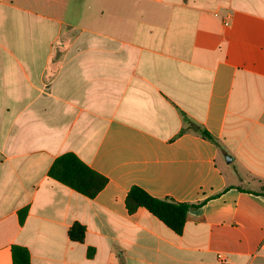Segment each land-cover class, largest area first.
Instances as JSON below:
<instances>
[{"label":"crops","instance_id":"crops-1","mask_svg":"<svg viewBox=\"0 0 264 264\" xmlns=\"http://www.w3.org/2000/svg\"><path fill=\"white\" fill-rule=\"evenodd\" d=\"M134 186L205 203L177 234ZM263 190L264 0H0V264H264Z\"/></svg>","mask_w":264,"mask_h":264},{"label":"trees","instance_id":"trees-1","mask_svg":"<svg viewBox=\"0 0 264 264\" xmlns=\"http://www.w3.org/2000/svg\"><path fill=\"white\" fill-rule=\"evenodd\" d=\"M191 128L202 137L216 143V139L206 129L199 126ZM49 177L90 199L95 198L108 184L106 177L94 171L73 153L58 157L50 168ZM254 193L264 195V190ZM204 203L205 201L187 203L177 202L169 198H157L138 186L131 188L126 200L129 213L144 208L177 234L183 232L190 212L199 209ZM26 213L27 210L21 212V223L24 222ZM69 237L74 242H84L86 227L80 223H75L69 229ZM93 253L94 251L90 249L88 256L91 257ZM12 259L13 264H31L30 253L27 248L22 246L12 248Z\"/></svg>","mask_w":264,"mask_h":264},{"label":"built area","instance_id":"built-area-1","mask_svg":"<svg viewBox=\"0 0 264 264\" xmlns=\"http://www.w3.org/2000/svg\"><path fill=\"white\" fill-rule=\"evenodd\" d=\"M219 258H222V256H221V255H219Z\"/></svg>","mask_w":264,"mask_h":264}]
</instances>
